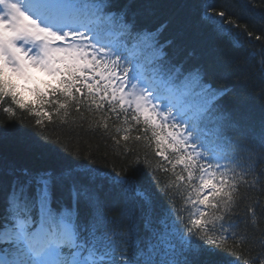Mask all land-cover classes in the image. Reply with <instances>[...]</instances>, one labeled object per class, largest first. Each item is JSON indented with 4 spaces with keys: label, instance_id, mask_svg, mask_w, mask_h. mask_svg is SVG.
Segmentation results:
<instances>
[{
    "label": "snow or ice",
    "instance_id": "1",
    "mask_svg": "<svg viewBox=\"0 0 264 264\" xmlns=\"http://www.w3.org/2000/svg\"><path fill=\"white\" fill-rule=\"evenodd\" d=\"M208 19L223 34L234 24ZM260 65L264 75V57ZM222 91L199 69L170 61L157 32L137 29L112 0H0V111L7 120L29 118L38 134L86 122L109 137L117 155L131 157L128 168L142 162L143 148L144 166L168 176L170 214L181 226L175 233L154 226L153 199L127 169L3 172L0 264H264V229L253 255L238 223L242 188L264 193V170L256 168L264 163V115L257 132L249 117L224 111ZM9 132L25 135L7 126L0 136ZM105 185L119 197L116 218L101 198ZM242 221L259 228L264 204L248 203ZM223 252L236 260L226 262Z\"/></svg>",
    "mask_w": 264,
    "mask_h": 264
},
{
    "label": "trees",
    "instance_id": "2",
    "mask_svg": "<svg viewBox=\"0 0 264 264\" xmlns=\"http://www.w3.org/2000/svg\"><path fill=\"white\" fill-rule=\"evenodd\" d=\"M112 4L113 10L126 11L128 22L137 29L157 32V39L170 61L185 69H199L209 85L223 90L219 103L224 111L238 120L249 117L258 132L259 120L264 115V75L260 72V61L264 57V0H112ZM219 12L225 15L221 18ZM208 17L234 21L226 25L230 33L217 31ZM30 123L29 118L8 121L0 111V129L12 126L25 133L9 132L0 136V173L27 170L34 174L69 166L95 167L103 172L127 169V174L153 199L154 226L163 230L167 225L166 230L173 233L181 228L176 216L170 214L172 206L164 187L168 176L153 175L144 166L143 148L139 150L142 162L128 168L131 157L124 159L117 155L109 137L99 129L89 128L86 122L50 125L43 134L30 128ZM42 135L48 138L42 139ZM57 138L63 141L59 147L51 142ZM148 159H152L150 154ZM256 168L258 172L264 170V163ZM242 192L247 198L239 206V231L248 237L245 248L256 255L261 251L259 238L264 222L259 228L251 224L245 227L242 218L246 205L252 200L259 199L264 204V193L256 189H242ZM100 195L112 207L109 215L116 218L120 207L117 193L110 192L105 185ZM175 199L179 208L181 198L177 194ZM137 224L143 238L147 233L139 216ZM116 227L122 228L124 224L117 221ZM222 257L226 262L236 260V256L227 252H223Z\"/></svg>",
    "mask_w": 264,
    "mask_h": 264
}]
</instances>
